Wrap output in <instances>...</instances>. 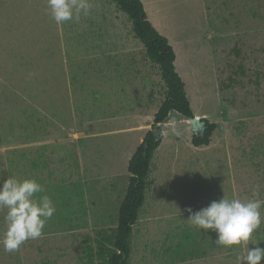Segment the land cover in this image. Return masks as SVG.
<instances>
[{
  "label": "rangeland",
  "instance_id": "obj_1",
  "mask_svg": "<svg viewBox=\"0 0 264 264\" xmlns=\"http://www.w3.org/2000/svg\"><path fill=\"white\" fill-rule=\"evenodd\" d=\"M91 2L88 17L58 26L46 0H0V175L36 179L56 207L42 238L0 248V264H103L128 161L165 98L128 17L113 0ZM140 2L170 42L193 116L216 129L195 148L191 125L169 113L128 264H237L246 246L200 236L186 209L246 200L254 186L264 200V0ZM257 242L264 223L247 246Z\"/></svg>",
  "mask_w": 264,
  "mask_h": 264
},
{
  "label": "clouds",
  "instance_id": "obj_2",
  "mask_svg": "<svg viewBox=\"0 0 264 264\" xmlns=\"http://www.w3.org/2000/svg\"><path fill=\"white\" fill-rule=\"evenodd\" d=\"M93 9L91 0H46V14L58 26L67 22H80L88 17ZM172 131L176 121H171ZM44 187L33 178L19 179L0 175V211L4 212V229L0 232V248L6 253L19 251L28 240H37L44 235V228L55 214L56 207L52 199L44 194ZM259 186H254L252 195L246 200L222 197L212 201L207 207L193 213L191 208L186 220L200 236L209 230L216 234L215 244L223 248L245 245L246 252L237 257V264H261L264 260V248H249L252 234L264 223V200L259 198Z\"/></svg>",
  "mask_w": 264,
  "mask_h": 264
},
{
  "label": "trees",
  "instance_id": "obj_3",
  "mask_svg": "<svg viewBox=\"0 0 264 264\" xmlns=\"http://www.w3.org/2000/svg\"><path fill=\"white\" fill-rule=\"evenodd\" d=\"M118 10L123 12L132 24V33L145 49L146 57L158 67L160 77L166 88V95L153 118L152 129L167 122L170 112H175L184 120L193 119L188 103L185 85L174 66L175 54L168 40L161 36L147 21L140 0H113ZM205 126L203 137L192 136L191 145L195 148L207 147L216 125L201 120ZM159 128V127H158ZM152 129L138 145L127 164L129 175L125 196L119 206L117 226L106 237L111 249L103 259V264H128L130 256V237L138 214L145 201V184L150 171V163L161 140H156Z\"/></svg>",
  "mask_w": 264,
  "mask_h": 264
},
{
  "label": "water",
  "instance_id": "obj_4",
  "mask_svg": "<svg viewBox=\"0 0 264 264\" xmlns=\"http://www.w3.org/2000/svg\"><path fill=\"white\" fill-rule=\"evenodd\" d=\"M187 121H188V123L191 125V127L193 129L194 135L197 136V137H203V135L205 133V126L201 122V120L196 118V117H194L193 119H190V120H187ZM162 126L163 125H156L152 129L153 134L155 136V139L157 141L162 138V135H163Z\"/></svg>",
  "mask_w": 264,
  "mask_h": 264
},
{
  "label": "crops",
  "instance_id": "obj_5",
  "mask_svg": "<svg viewBox=\"0 0 264 264\" xmlns=\"http://www.w3.org/2000/svg\"><path fill=\"white\" fill-rule=\"evenodd\" d=\"M153 24V23H152ZM153 26L156 28V30H158V28H157V26H155L154 24H153ZM159 33H161L160 31H159ZM168 43L170 44V42L168 41ZM133 59V57L131 58V62H132V64H133V62H134V60H132ZM175 60H176V58H175ZM177 62V61H176ZM176 62H175V65H176ZM133 67H135L136 68V71L139 69L137 66H133ZM176 68H177V65L175 66ZM134 69V68H133ZM148 90V87H147V89H146V91ZM185 122H187V121H185Z\"/></svg>",
  "mask_w": 264,
  "mask_h": 264
}]
</instances>
